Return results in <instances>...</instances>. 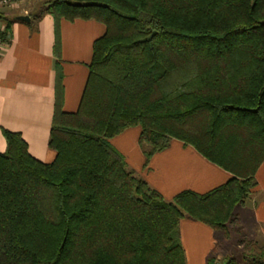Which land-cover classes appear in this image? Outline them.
<instances>
[{"label": "trees", "instance_id": "1", "mask_svg": "<svg viewBox=\"0 0 264 264\" xmlns=\"http://www.w3.org/2000/svg\"><path fill=\"white\" fill-rule=\"evenodd\" d=\"M44 13L54 21L56 55L62 20H95L105 32L93 42L75 112L62 110L57 72L52 162L2 130L0 264H186L181 219L225 230L257 186L264 0H49ZM3 20L8 42L13 20ZM134 126L145 165L176 139L231 178L166 201L109 143ZM246 248L245 264H264V245ZM215 260L206 264H238Z\"/></svg>", "mask_w": 264, "mask_h": 264}, {"label": "crops", "instance_id": "2", "mask_svg": "<svg viewBox=\"0 0 264 264\" xmlns=\"http://www.w3.org/2000/svg\"><path fill=\"white\" fill-rule=\"evenodd\" d=\"M26 1L30 0H11L10 4L0 5V15L13 20L9 40L0 47V153L6 149L2 130H8L21 135L33 158L50 163L56 156L48 140L56 102L57 72L62 77V110L75 112L87 81L93 42L104 34L105 26L95 20H62L60 49L56 55L54 21L49 14L38 15L32 25L29 24L32 16L28 15L29 22L17 20L24 13L35 14L33 8L23 11L22 4ZM2 17L0 22H4ZM139 134V126L130 127L110 138L109 143L122 155L127 168L166 201L185 190L206 193L231 178L229 172L176 139L152 155L145 165ZM255 178L257 186L239 207L237 221L245 226L248 236L264 244V161ZM179 232L186 264H206L216 245L215 230L183 218Z\"/></svg>", "mask_w": 264, "mask_h": 264}, {"label": "rangeland", "instance_id": "3", "mask_svg": "<svg viewBox=\"0 0 264 264\" xmlns=\"http://www.w3.org/2000/svg\"><path fill=\"white\" fill-rule=\"evenodd\" d=\"M47 1L49 0H30V1L24 2L22 4L23 11L25 10V8L26 10H29V11L33 8V10L35 11V14L32 15L30 13L29 14L24 13L23 15L37 17L38 15L44 13ZM29 6H32V7H29ZM17 11L18 9H16V12ZM5 19L7 18L5 17ZM4 28H5V21L4 22L1 21L0 31L4 32ZM1 32H0V47L3 44L7 43L5 42V40L1 38ZM0 51H1V48H0ZM248 203L250 204V202ZM238 211H239V207L236 208L237 215L235 219H233V221L227 225L225 230H215L216 245L211 252V256H214L216 259L217 256L222 255L220 256L221 261L225 257H233L234 261H236L238 264H245L242 260V256L245 254H248L246 251L247 243L249 241H253V242L255 241L259 245H264V244H262L261 242H258L257 240L247 235V230H245V226L243 225L241 226L240 221H237L238 213H239Z\"/></svg>", "mask_w": 264, "mask_h": 264}, {"label": "water", "instance_id": "4", "mask_svg": "<svg viewBox=\"0 0 264 264\" xmlns=\"http://www.w3.org/2000/svg\"><path fill=\"white\" fill-rule=\"evenodd\" d=\"M17 20L24 21V22H29L30 18L27 15H21V16L17 17Z\"/></svg>", "mask_w": 264, "mask_h": 264}, {"label": "built area", "instance_id": "5", "mask_svg": "<svg viewBox=\"0 0 264 264\" xmlns=\"http://www.w3.org/2000/svg\"><path fill=\"white\" fill-rule=\"evenodd\" d=\"M10 3H11V0H0V5L10 4Z\"/></svg>", "mask_w": 264, "mask_h": 264}]
</instances>
